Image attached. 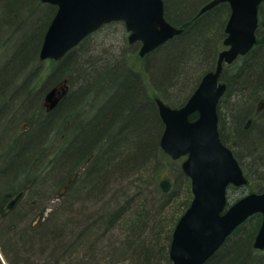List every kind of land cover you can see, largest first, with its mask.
<instances>
[{
	"label": "trees",
	"instance_id": "16d2710c",
	"mask_svg": "<svg viewBox=\"0 0 264 264\" xmlns=\"http://www.w3.org/2000/svg\"><path fill=\"white\" fill-rule=\"evenodd\" d=\"M209 1L164 0L182 33L144 58L118 21L119 49H96L94 32L46 67L40 50L57 7L0 0V264H174L173 231L189 207L177 200L191 180L181 159L171 190L161 188L173 161L156 99L181 107L196 71L216 67L231 7L198 16ZM257 38L222 74L219 132L248 179L230 187L228 205L264 191V2ZM64 81L66 96L49 110L47 92ZM262 221L247 219L205 264H264L254 247Z\"/></svg>",
	"mask_w": 264,
	"mask_h": 264
},
{
	"label": "water",
	"instance_id": "95a60500",
	"mask_svg": "<svg viewBox=\"0 0 264 264\" xmlns=\"http://www.w3.org/2000/svg\"><path fill=\"white\" fill-rule=\"evenodd\" d=\"M57 7L40 50V59L59 61L103 25L123 21L130 43L141 42L146 56L164 45L182 28L165 16L164 0H42ZM229 3L225 49L220 51L215 71H209L187 102L174 108L157 100L165 128L160 145L178 160L191 180L193 199L173 231L170 258L174 264H205L247 219L263 215L254 247L264 250V192H249L228 205L230 186L246 185L248 179L235 156L220 137L219 103L227 85L221 81L225 63L249 53L258 42L259 8L264 0H210L199 15L221 3ZM66 81L50 89L45 97L49 110L67 93ZM196 118L192 119V115ZM168 192L171 183L164 180Z\"/></svg>",
	"mask_w": 264,
	"mask_h": 264
},
{
	"label": "rangeland",
	"instance_id": "374dc122",
	"mask_svg": "<svg viewBox=\"0 0 264 264\" xmlns=\"http://www.w3.org/2000/svg\"><path fill=\"white\" fill-rule=\"evenodd\" d=\"M172 2V0H171ZM178 0H173V4L177 3ZM193 2H195V0H193ZM204 6V4L200 7V9ZM122 28L120 25L118 24H110V25H107L105 26L104 28H101L100 30H98L97 32H95V34L93 35L92 37V43L95 45V48L98 49L97 47H111L114 45L115 48L119 49V47H121L123 45V43H125V41L123 42V39H122ZM224 40V39H223ZM133 44V43H132ZM98 45V46H97ZM224 45V43H223ZM141 46V45H140ZM225 46V45H224ZM224 46L219 50L218 52V55H217V60H218V56H219V53L220 51H222L224 49ZM140 49V47H139ZM45 61H48L45 63V66L46 67H49V60H45ZM134 61L136 62V64H140L139 61H137V59H134ZM207 69L204 68V70L202 69L201 70H197L196 73H195V76L200 74V73H204ZM196 86H194L193 90L190 88V90L192 91H189V94L187 95L186 98H188L192 92L194 91ZM264 96V94H263ZM264 109V104L263 106L260 108L259 110V107H258V112H261L262 110ZM250 126V125H249ZM180 161H173V164L170 162V161H167V165H166V169H165V176L172 182V185H171V188L173 186V183H174V180H175V177L174 176V167L177 166V164L179 163ZM163 178V179H167V178ZM162 179V180H163ZM170 182V183H171ZM174 188V187H173ZM189 189L188 188H185L184 192H183V197L182 198H178L177 202L179 203L180 201H185L188 202L190 205L191 204V201L193 199V193H192V187L190 188V192L188 191ZM236 190L235 188H230L229 191H232L231 193H233L234 195H236Z\"/></svg>",
	"mask_w": 264,
	"mask_h": 264
},
{
	"label": "bare ground",
	"instance_id": "6f19581e",
	"mask_svg": "<svg viewBox=\"0 0 264 264\" xmlns=\"http://www.w3.org/2000/svg\"><path fill=\"white\" fill-rule=\"evenodd\" d=\"M42 2H43V1H42ZM44 3H46V2H44ZM48 4H50V3H48ZM51 5H52V4H51ZM199 12H200V11H199ZM205 13H206V12H205ZM203 14H204V13H203ZM201 15H202V14H201ZM201 15H199V13H198V16H201ZM53 18H54V17H53ZM52 20H53V19H52ZM51 22H52V21H51ZM50 24H51V23H50ZM49 26H50V25H49ZM225 29H226V28H225ZM225 34H226V35H225L224 39H225L226 36H227L226 30H225ZM223 41H224V40H223ZM139 55H140V50H139ZM140 56H141V55H140ZM146 56H147V55H146ZM141 57L144 58L145 56H141ZM237 61H238V60L236 59V60H235L234 62H232V63H225V64H224L223 71L226 70V69L229 70V71L234 70V68H235V64L237 63ZM216 67H217V65H216ZM216 67L213 68V69L210 70V71H215V70H216ZM142 70H143V67H142ZM144 71H145V73H148L147 70H143V72H144ZM208 72H209V71H208ZM206 73H207V72H204V73L202 72V73H200V74L198 75L197 79L194 80V82H193V83H194L193 86H196L195 89H194V91L198 88L199 84H200L201 81H202V78L205 76ZM222 74H223V73H222ZM221 80H222V75H221ZM222 81H223V80H222ZM223 82H224V81H223ZM66 83L68 84L67 81H66ZM224 83H226V82H224ZM58 85H59V84H58ZM226 85H227V84H226ZM193 86H192V87H193ZM69 87H70V85L68 84V90H69ZM227 88H228V85H227ZM51 89H52V88H51ZM68 90H67V92H68ZM158 90L161 92L162 89L159 87ZM226 90H227V89H226ZM194 91L192 92V94L194 93ZM66 94H67V93H66ZM66 94L64 95V97L66 96ZM162 94H163V95H168V93H165V92H163ZM64 97H63V98H64ZM63 98H62V99H63ZM62 99H61V100H62ZM158 99H160V100H161L162 102H164L165 104L169 105L168 103L165 102V98H164V97H161V98H160V97H157L156 102H157ZM61 100H60V102H61ZM60 102H59V103H60ZM59 103H58V105H59ZM157 104H158V103H157ZM58 105H57V106H58ZM170 106H171V105H170ZM171 107H173V106H171ZM174 108H178V107H174ZM158 109H159V107H158ZM159 114H160V113H159ZM220 137H221V136H220ZM224 144H225V143H224ZM227 146H228L230 149H232L233 152H234V148L232 147V145H227ZM163 151H164V150H163ZM234 154H235V152H234ZM168 156H169V155H168ZM235 156H236V154H235ZM170 158H171L172 161H179V160H181V159L174 160L172 157H170ZM164 180H168V181H170L169 179H163L162 181H164ZM162 181H161V183H162ZM161 183H160V185H161ZM161 188H162V186H161ZM162 190H163V189H162ZM170 190H171V188H170ZM170 190H169V191H170ZM163 191H164V190H163ZM169 191H168V192H169ZM164 192H165V191H164ZM254 192H258V191H254ZM262 192H264V191H262ZM262 192L259 191V193H262ZM165 193H167V192H165ZM185 212H186V210L182 213V215H183ZM182 215H181V216H182Z\"/></svg>",
	"mask_w": 264,
	"mask_h": 264
},
{
	"label": "flooded vegetation",
	"instance_id": "af4514ba",
	"mask_svg": "<svg viewBox=\"0 0 264 264\" xmlns=\"http://www.w3.org/2000/svg\"><path fill=\"white\" fill-rule=\"evenodd\" d=\"M259 13H260V8H259ZM258 31V30H257ZM263 106V105H262ZM219 107V106H218ZM219 113V112H218Z\"/></svg>",
	"mask_w": 264,
	"mask_h": 264
}]
</instances>
